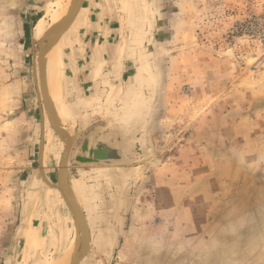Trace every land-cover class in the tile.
I'll return each mask as SVG.
<instances>
[{
  "label": "rangeland",
  "instance_id": "rangeland-1",
  "mask_svg": "<svg viewBox=\"0 0 264 264\" xmlns=\"http://www.w3.org/2000/svg\"><path fill=\"white\" fill-rule=\"evenodd\" d=\"M23 1L0 0V264L23 206L34 215L38 203L55 204L38 186L42 120L31 43L35 25L43 20L48 31L68 0L33 19ZM113 2L129 17L134 98L94 101L92 109L121 115L120 143L142 162L127 185V226L109 264H197L199 250L211 257L218 248L221 264H234L252 247L235 238L264 235V213L256 214L264 208V0ZM45 133L46 170L54 175L58 155L48 153L46 121ZM212 204L216 227L207 228L198 208ZM176 209L183 212H170ZM251 215L250 232L233 220ZM206 235L221 244H199Z\"/></svg>",
  "mask_w": 264,
  "mask_h": 264
},
{
  "label": "crops",
  "instance_id": "crops-1",
  "mask_svg": "<svg viewBox=\"0 0 264 264\" xmlns=\"http://www.w3.org/2000/svg\"><path fill=\"white\" fill-rule=\"evenodd\" d=\"M57 1L24 0L23 4L26 6L30 19H33V16L44 12L49 5ZM128 20L129 17L122 11L118 8L115 9L113 0H86L76 22L58 44L60 49L58 83L60 82L59 87L62 90L63 73L64 99L70 107L65 106L61 96L57 97L52 92L55 102L60 103L59 106L63 108V114L66 118L69 117L68 120L71 122L73 131L75 132L76 129L80 131V142L86 138L90 141L107 142L114 149H121L124 153V163L117 165H84L70 161L71 184L86 216L91 232L92 246L100 256L92 254L91 258L88 257L81 264L97 262L103 264L101 258L109 264L113 259L115 251L121 243L119 234L127 226L131 208V189H128L127 185L130 182L134 184V180H137L140 174L138 166L142 160L134 156V148H130L129 145L124 146V141L120 143L124 133L119 123L121 115L114 120L108 116V113L102 114L92 109L94 101H124L128 104L130 98H134L132 90L135 81L132 78L137 73L133 71L128 53L126 40ZM49 66L51 78H54V72L57 71L50 60ZM52 85L54 86V79L51 80V90L53 91ZM129 93L131 94L128 97ZM50 131L51 136H47L49 142L47 149L48 153L53 151L54 158L58 155L57 166L54 175L47 173L46 154L44 169L48 181L51 184H57L58 166L63 145L54 136L51 128ZM105 171H111L112 174L108 177L105 175ZM38 173V186L40 189H45L46 194L40 190L39 192L47 199L48 195L49 199L53 195L55 204L48 208L47 205L38 203L34 215H28L29 210L26 211L25 205L23 206L20 220L7 242L5 264H33L36 262L51 264L57 258L68 253L75 243L76 229L71 213L60 193L45 185L39 167ZM29 195L31 194H28V197ZM186 196H188L187 192ZM216 207L215 204L199 206L202 222L198 220V223L205 224L207 228H215ZM48 209L51 211L49 212ZM261 209L256 214L264 213V208ZM170 212L181 214L183 211L176 209ZM233 220L242 223L248 232L253 228V215ZM234 240L239 245L252 246L241 249L239 252L243 251L249 254L244 257L245 259L242 257L234 264H264V235L255 241L252 236ZM199 244L211 245L212 248H215L221 244V240L214 235H206L199 239ZM215 250L213 249V253H210L211 257L207 252H204V249L199 250L196 257L197 264H221V250L220 248Z\"/></svg>",
  "mask_w": 264,
  "mask_h": 264
},
{
  "label": "water",
  "instance_id": "water-1",
  "mask_svg": "<svg viewBox=\"0 0 264 264\" xmlns=\"http://www.w3.org/2000/svg\"><path fill=\"white\" fill-rule=\"evenodd\" d=\"M85 2L86 0H76L71 12L61 21L57 29L49 30L40 40H32L33 79L42 120L39 169L45 185L60 193L74 220L76 240L71 249L72 251L70 250L69 252V256L71 257L68 264H81L92 254L100 257L92 246L91 232L86 216L71 184L70 161L84 165L101 164L108 166L124 163V153L121 149H114L110 143L96 142L95 140L90 141L88 138L80 142L79 138L81 134L78 129L74 132L72 125H70V129L68 125L63 126L58 122L55 105L48 89V60L46 56L53 49L54 45L60 43L69 32ZM45 121L48 123V127L54 130L55 137L64 142L58 166L57 184H51L48 181L44 169ZM101 260L103 264H108L104 259L101 258Z\"/></svg>",
  "mask_w": 264,
  "mask_h": 264
},
{
  "label": "bare ground",
  "instance_id": "bare-ground-1",
  "mask_svg": "<svg viewBox=\"0 0 264 264\" xmlns=\"http://www.w3.org/2000/svg\"><path fill=\"white\" fill-rule=\"evenodd\" d=\"M75 1L76 0H68V3L66 4V7H65V10L63 12H61V15L59 16L58 18V14L60 13V9L62 8V6L60 7L59 6V11L55 9V11L53 13H56V14H52L51 16L53 17V20H56L58 19L55 23L53 22V25L49 28V30L51 29H57L59 24L61 23V21L66 18V16L69 15V13L71 12L74 4H75ZM64 3V1H63ZM58 7V6H57ZM53 10V9H52ZM46 11H50V10H46ZM48 15V14H47ZM51 18V17H50ZM47 26H46V22H44L43 20H40L36 25H35V28H34V34H35V38L36 40H40L47 31ZM58 44L57 43L56 45H54L53 49L47 54L46 58L48 60V89H49V93H50V97L55 105V111H56V116H57V119H58V122H60L63 126L64 125H68L69 128L71 129V122L70 120H68V118H66V116L63 114V108H61L59 106V104H57V102H55V98H54V95L52 92H54V94L57 96V97H60L61 95V89L59 87V83H58V79H59V76H60V73L58 71V68H59V65H60V59H59V52H60V49L58 47ZM49 60L51 61V64L52 66L54 67V69H56L57 72H54V78L52 77L51 78V73H50V66H49ZM54 79V86H53V91L51 90V80ZM67 113V112H66ZM51 128V127H50ZM52 132L54 133V130L51 128ZM55 136V134H54ZM62 142V141H61ZM62 145L64 147V142H62ZM44 157H45V154H44ZM72 249V248H71ZM72 251V250H71ZM70 252V251H69ZM69 252L68 253H65V255H63L61 258H57L54 262H52L51 264H68L69 261H70V257L69 256Z\"/></svg>",
  "mask_w": 264,
  "mask_h": 264
}]
</instances>
